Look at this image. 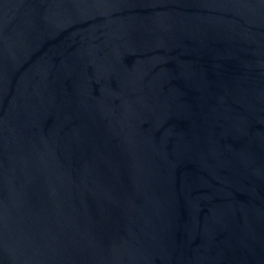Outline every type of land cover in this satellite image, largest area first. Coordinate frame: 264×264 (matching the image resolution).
I'll list each match as a JSON object with an SVG mask.
<instances>
[{"label": "water", "instance_id": "95a60500", "mask_svg": "<svg viewBox=\"0 0 264 264\" xmlns=\"http://www.w3.org/2000/svg\"><path fill=\"white\" fill-rule=\"evenodd\" d=\"M0 264H264V0H0Z\"/></svg>", "mask_w": 264, "mask_h": 264}]
</instances>
